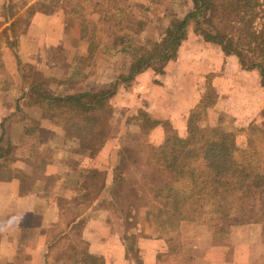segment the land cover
Returning <instances> with one entry per match:
<instances>
[{"label":"crops","instance_id":"crops-1","mask_svg":"<svg viewBox=\"0 0 264 264\" xmlns=\"http://www.w3.org/2000/svg\"><path fill=\"white\" fill-rule=\"evenodd\" d=\"M66 23L64 13L37 11L15 40L0 11V264H264V193L257 191L244 219L237 207L223 217L222 199L210 196L193 219L174 218L171 200H164L162 215L135 223L112 191L121 176L115 133L92 157L78 145L72 124L46 118L38 104L44 96L113 87L111 102L125 111L126 128L139 110L160 122L147 134L150 146L159 147L167 124L187 133L188 119L209 89L216 99L205 108L230 113L240 130L248 127L264 109L258 73L189 30L172 69L159 79H147L145 71L121 81L112 64L105 75L94 69L91 79L86 68L97 59L126 51L97 46L94 64L84 68L89 51L85 44L74 50L66 44ZM54 51L62 52V62L51 60ZM184 62L194 64L191 79H180L190 74L182 73ZM243 133L236 137L245 139L244 146L236 145L245 150Z\"/></svg>","mask_w":264,"mask_h":264},{"label":"trees","instance_id":"trees-1","mask_svg":"<svg viewBox=\"0 0 264 264\" xmlns=\"http://www.w3.org/2000/svg\"><path fill=\"white\" fill-rule=\"evenodd\" d=\"M94 3L101 5L99 1ZM192 3L193 7L176 27L162 41L145 47L132 61L128 73L118 79L131 80L150 69L162 72L177 58L193 27L203 40L219 46L226 55H235L242 68L256 71L264 86V23L259 25L257 21L262 16L261 11L264 13V0H192ZM124 50L127 52V47L124 46ZM89 52V57L96 52L93 43ZM113 94L112 87L99 94L85 91L44 96L38 104L46 118L72 124L76 128L78 145L95 155L110 134L108 114L114 108ZM127 122L137 125L141 135H147L160 123L144 110L130 116ZM221 123L201 127L192 120L188 123L189 136L185 139L173 126H166L165 141L155 148L152 160L154 175H159L163 169L162 172L170 173L171 181L159 184L156 176L157 183L150 187V192L155 200L161 201L164 195L171 198L174 215L187 205L195 211L206 197L212 196L234 201L244 219L250 205L259 199L257 191L264 193V109L246 128L248 146L245 150L237 147L236 134ZM0 154L4 153L0 151ZM194 211L187 210L182 216L180 213L181 219H193ZM159 215L161 211L156 213Z\"/></svg>","mask_w":264,"mask_h":264},{"label":"rangeland","instance_id":"rangeland-1","mask_svg":"<svg viewBox=\"0 0 264 264\" xmlns=\"http://www.w3.org/2000/svg\"><path fill=\"white\" fill-rule=\"evenodd\" d=\"M0 1L4 2L3 4L0 2V11L6 16V21L10 22L8 28H10L11 33L15 35V40L17 39V35H21L26 31L31 15L35 12H59L64 13L67 17L66 36H68V40H66V44H69L72 50L85 44L88 51H90L89 49L92 43L96 47L102 45L113 46L114 49L119 46L123 48L124 46L127 47L128 51L125 52L124 50L126 54H118L115 50L110 53H105L99 60L97 59V63L93 65V68H86V70L90 71L91 79H94L96 71L94 69H97V71L103 69L100 73L105 75L106 69L111 68V64L116 66V68L118 67L116 79L121 75L127 74L132 61L138 58L141 51L157 41H162L170 30L176 27L179 20L182 19L189 9L193 7L192 0ZM96 1L101 2V5H96L94 3ZM263 14V11H261L262 16L257 20L259 25L261 22L264 23ZM191 31H195V29L192 27ZM106 55L108 57H106ZM50 56L53 62H62V52L54 51L50 53ZM94 56L95 53L92 57H89V54L84 57L85 59L81 61V63L83 62L85 65L84 68L93 63ZM173 65L174 60H172L162 72H157L153 69L148 70L150 76H148L147 79H159L167 70L172 69ZM24 66L26 67L25 72L27 74L31 73L32 65L30 64L28 66L27 63ZM86 70L84 74H86ZM181 71L182 73L185 72L190 74L183 78L180 77V79H191V75L194 73V64L184 62ZM249 79H254V77ZM215 95L216 93L212 89L208 90L203 105H200L195 113L194 111L191 113L188 123L195 120L201 127H211L217 125L218 122L221 121L223 127L228 131H232L236 134V131L239 130V135L245 132L248 146L247 127L240 130L234 125V117L230 113L221 112L215 114L204 107L205 104H211L212 99L216 97ZM113 107V110L108 114V130L111 135L115 133V137L118 138L119 147L116 158L119 163L115 168H117V173L120 174L121 171L128 179L126 181L122 180L121 174L112 191L119 193L121 197L118 198L120 206L125 207L128 205L129 210L133 212V222H144V219L157 218L160 215L156 216V213L162 211L164 200L168 201L171 200V198H167L164 195L161 201L155 200L154 195L150 192V187L157 183L158 179H156V176H158L160 180L158 182L159 184L163 182L166 184L171 181V175L167 171L162 172L163 169H161L159 175H154L153 168L155 167L152 157L157 147L150 146L148 143V135H141L137 125L132 124L129 129L126 128L125 111L122 108H116L114 105ZM144 113H146V111H144ZM258 118L259 115L256 119ZM167 125L169 126L170 124ZM177 134L182 139H185L189 136V130H187V133L184 135H180L178 132ZM57 140L62 143L65 141V138L63 137ZM236 141H238L241 147L245 144V139H242V137L240 139L236 137ZM77 142L79 143V141ZM82 150H84V148H82ZM86 151L87 155L94 156L90 150ZM219 206L220 213H223V217L227 215V212L234 213V208H236L235 202L227 199L220 202ZM191 207L187 205L183 208L184 210H180L179 214H173V216H175L174 218H181L182 214L187 210L194 211V208Z\"/></svg>","mask_w":264,"mask_h":264}]
</instances>
